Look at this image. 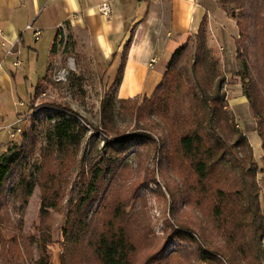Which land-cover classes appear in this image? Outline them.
Wrapping results in <instances>:
<instances>
[{"label":"trees","instance_id":"16d2710c","mask_svg":"<svg viewBox=\"0 0 264 264\" xmlns=\"http://www.w3.org/2000/svg\"><path fill=\"white\" fill-rule=\"evenodd\" d=\"M217 1L227 15L236 20L239 28V36L235 38L237 58L245 67V72L239 75L244 95L257 119V131L263 140V167L260 168L255 161L253 147L247 144L246 136L231 123L226 110V76L218 71L216 61L208 63L205 20L194 36L196 45L185 43L172 53L160 84L137 109L138 121L145 122L144 130L160 126L153 116L168 121L172 127L169 141L164 137L156 142L148 134L127 135L105 141L104 158L91 167L88 181L72 200L63 230V264L70 262L80 250L86 254V261L90 264H137L138 243L136 233L131 228L133 219L124 209L125 203L115 209V199L110 195L112 189H102L100 184L103 178L116 176L123 167L122 157L129 145L145 146L151 143L174 170L185 166L188 168L184 179L192 181L189 186L191 191L196 192L194 203L202 207L208 202L210 223L225 235L228 244L238 251L247 264H262L264 177L261 188L257 185V176L260 172L264 173V0ZM62 34L60 29L53 44V54ZM261 37L263 43L258 47ZM124 63L125 58L113 82L116 90L123 77ZM251 69L254 73L250 72ZM181 98H184L185 110H175L171 114L172 104ZM102 111L111 121L114 113L112 96L102 102ZM105 126L107 130L112 129L106 123ZM35 132L36 126L33 125L24 134L22 145H11L0 156V241L4 249L6 240L1 229L12 224L10 197L19 203L17 212L22 217L35 188L40 186L41 219H46L50 210L60 209L62 193L58 187L62 181L56 179L60 171L54 164L57 160L55 156H76L87 130L76 119L62 115L54 128L48 129L46 144L40 147V159L31 164L39 142ZM240 152L249 156L247 164L239 157ZM123 201L128 202V199ZM97 202V210H94ZM192 224L194 227L182 226L193 231L186 238L197 245L198 258L205 257L221 263L218 255L223 257L222 252L204 246L203 241L208 240L205 226L196 222ZM42 248V256L35 264H53L46 244ZM154 259L151 256L142 264H154Z\"/></svg>","mask_w":264,"mask_h":264},{"label":"rangeland","instance_id":"374dc122","mask_svg":"<svg viewBox=\"0 0 264 264\" xmlns=\"http://www.w3.org/2000/svg\"><path fill=\"white\" fill-rule=\"evenodd\" d=\"M62 31L48 73L45 75L48 55L44 54L40 70L30 76V81L35 87L27 105L29 115L22 126L18 141H14L12 145H22L24 134L35 125V135L39 142L31 158L32 164L40 159V147L46 144L48 129H53L62 115L76 119L86 128L87 133L76 156L72 154L55 156L57 160L53 163L58 166L57 171H60L56 179L62 181L58 187L62 193L60 209L50 210L49 216L41 219L40 186L35 188L22 217L17 212L19 203L10 197L9 212L12 224L1 229L6 247L4 249L3 242L0 241V264H35L42 256L43 244H46L52 263L63 264L65 257L63 230L72 200L88 181L91 167L104 158L105 141L141 134L150 135L156 142L162 141L164 137L169 141L171 134V124L156 116L153 117L160 126L144 130L145 122L138 121L136 113L147 95L119 99L111 80L112 78L115 80L117 76L109 73L107 62L79 49L69 29L65 28ZM238 36L239 30L234 37L235 48H232L227 40L218 43L211 36V40L208 41L206 34L208 63L216 61L218 71L225 74L226 110L231 117V123L246 136L247 144L251 145L248 135L251 128L257 129V119L250 109L249 118L244 120L236 114L232 104L233 97L237 94L244 95L239 74L245 72V67L241 59L237 58L235 38ZM262 43L261 37L257 46L260 47ZM186 44L195 46V37H191ZM250 72L254 73L252 69ZM40 77L42 78L39 80ZM262 86L264 88V83ZM111 96L114 98V113L111 121H108L107 114L104 115L102 111V102L109 100ZM185 108L184 98H181L172 104L171 114L175 110L183 111ZM105 123L112 129L107 130ZM176 129H179L177 125ZM239 157L244 159L246 164L250 160L249 156L242 152L239 153ZM253 157L259 167H263V149L256 153L253 149ZM122 164L123 167L118 170L116 176L103 178L100 186L102 189L105 187L112 189L110 195L115 199V209L125 203L123 207L133 219L131 228L136 233L138 243L135 257L137 264L144 263L151 256L155 257L154 264H247L238 251L228 244L225 235L218 232L210 223L211 210L208 202L202 207L194 203L196 192L191 191L189 186L192 181L184 179L188 172L186 166L174 170L172 165L167 164L164 155H159L152 143L145 146L129 145L122 157ZM239 172L240 169L237 173ZM263 177L264 173H258L257 185L261 188ZM100 198L101 196L98 197ZM126 198L128 202L123 201ZM97 206L98 202L94 205V210H97ZM193 222L205 226L208 240L203 241L204 246L212 251L219 249L224 257L218 255L222 259L221 263L205 257L198 258L197 245L186 238V235L193 231L182 226L186 224L194 227ZM262 247L264 249V238ZM86 260V254L80 250L66 264H90Z\"/></svg>","mask_w":264,"mask_h":264},{"label":"crops","instance_id":"0c3cea01","mask_svg":"<svg viewBox=\"0 0 264 264\" xmlns=\"http://www.w3.org/2000/svg\"><path fill=\"white\" fill-rule=\"evenodd\" d=\"M103 2L110 4L109 15L100 11ZM205 20L208 41L213 36L235 48L237 22L217 0H0V156L18 141L20 133H11L27 121L35 87L30 76L40 70L44 54L48 73L60 29L71 31L79 49L104 59L112 75L125 58L117 95L132 99L153 94L172 53ZM232 104L239 117L249 118L245 95L237 94ZM248 137L254 152L262 151L257 129L251 128Z\"/></svg>","mask_w":264,"mask_h":264},{"label":"built area","instance_id":"2783aa9c","mask_svg":"<svg viewBox=\"0 0 264 264\" xmlns=\"http://www.w3.org/2000/svg\"><path fill=\"white\" fill-rule=\"evenodd\" d=\"M100 11L104 14V15H109L111 13V7L110 4L108 2H103L100 5ZM28 28H31V25L28 26ZM41 31L39 29L35 30V37L38 39V37L40 36ZM19 63L17 62V65ZM22 131L21 127H17L16 129H14V131L11 133L13 137H15V135L17 133H20Z\"/></svg>","mask_w":264,"mask_h":264}]
</instances>
